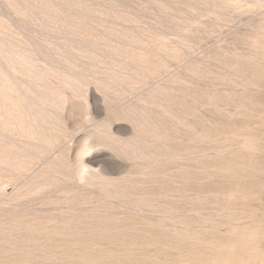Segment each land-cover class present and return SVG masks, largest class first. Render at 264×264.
Masks as SVG:
<instances>
[{
    "label": "rangeland",
    "instance_id": "obj_1",
    "mask_svg": "<svg viewBox=\"0 0 264 264\" xmlns=\"http://www.w3.org/2000/svg\"><path fill=\"white\" fill-rule=\"evenodd\" d=\"M0 183V264H264V0H0Z\"/></svg>",
    "mask_w": 264,
    "mask_h": 264
},
{
    "label": "bare ground",
    "instance_id": "obj_2",
    "mask_svg": "<svg viewBox=\"0 0 264 264\" xmlns=\"http://www.w3.org/2000/svg\"><path fill=\"white\" fill-rule=\"evenodd\" d=\"M39 75V74H38ZM42 76V75H40ZM43 77H41L42 79ZM39 79V77H38ZM43 80V79H42ZM27 90V89H26ZM4 97V96H3ZM6 97V96H5ZM10 102V101H9ZM16 103V102H15ZM84 104V103H83ZM80 105V104H79ZM17 106V104H16ZM75 106V105H74ZM81 107V106H80ZM79 107V108H80ZM76 108V107H74ZM4 109V108H3ZM7 110V109H6ZM8 111V110H7ZM79 111V110H78ZM83 112V111H82ZM3 114V113H2ZM66 114V113H65ZM78 115V113H76ZM80 114V113H79ZM89 114V113H88ZM80 117V115L78 116ZM87 118L85 117V120ZM84 120V121H85ZM73 121V120H72ZM81 122V121H80ZM73 127V126H72ZM71 127V128H72ZM74 129V127H73ZM6 132V131H5ZM91 133V132H90ZM28 135H31L30 132H28ZM30 137V136H29ZM72 154L71 155V163H72V169L75 178L78 182H88L96 177H100L104 175V173H107L105 170L102 169L100 165L101 160H98L95 157H88L91 154H94V151H99L100 149V142L97 140L94 136L91 134H85L82 138H80L76 145L72 148ZM68 155V154H67ZM19 162V161H18ZM133 164V163H132ZM138 165V164H137ZM114 168V167H113ZM6 169V168H5ZM12 169V168H10ZM14 170V169H13ZM123 171V170H122ZM6 172V171H4ZM124 173V172H123ZM131 173V172H130ZM5 174V173H4ZM16 174V173H15ZM127 174V173H126ZM131 175V174H130ZM134 176V175H133ZM128 177V176H127ZM132 177V175H131ZM52 178V177H51ZM134 178V177H132ZM136 178V177H135ZM103 179V178H101ZM116 179V178H115ZM129 179V178H128ZM52 181V179H50ZM100 180V179H99ZM68 181V180H67ZM96 181V180H94ZM115 181V180H114ZM53 182V181H52ZM113 182V181H112ZM1 184V183H0ZM94 184V183H93ZM123 184V183H121ZM117 186V185H116ZM120 187V186H117ZM132 188V187H131ZM115 189V188H113ZM108 190V189H107ZM111 190V188H110ZM116 190V189H115ZM117 191V190H116ZM108 194V193H107ZM136 194V192H135ZM135 197V196H134ZM136 197H138L136 195ZM84 227V226H83ZM85 228V227H84ZM100 228V227H99ZM102 239V238H101ZM84 240V239H83ZM98 240V239H97ZM85 242V241H84ZM89 244V243H88ZM244 259V258H243ZM241 263V262H240ZM239 263V264H240Z\"/></svg>",
    "mask_w": 264,
    "mask_h": 264
}]
</instances>
